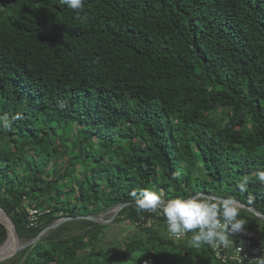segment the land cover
<instances>
[{
	"label": "trees",
	"instance_id": "16d2710c",
	"mask_svg": "<svg viewBox=\"0 0 264 264\" xmlns=\"http://www.w3.org/2000/svg\"><path fill=\"white\" fill-rule=\"evenodd\" d=\"M17 113L0 131V210L21 242L71 219L11 264L264 261L191 247L192 232L169 236L130 196L204 192L264 213V0H83L79 13L0 0V116ZM120 203L110 222L77 218ZM27 207L48 212L28 227ZM239 209L257 235L241 243L264 250V221ZM122 222L134 229L112 235ZM6 236L0 223V246Z\"/></svg>",
	"mask_w": 264,
	"mask_h": 264
},
{
	"label": "clouds",
	"instance_id": "9594fccd",
	"mask_svg": "<svg viewBox=\"0 0 264 264\" xmlns=\"http://www.w3.org/2000/svg\"><path fill=\"white\" fill-rule=\"evenodd\" d=\"M61 3L78 13L83 11V0H61ZM23 119L20 113L11 118L0 116V131H9L14 120ZM257 176L260 183L264 184V171H259ZM248 182L247 176L239 182L238 188L241 192L247 191ZM130 196L137 212H159L158 216L163 215L167 222V234L171 233L180 238L192 232L188 244L196 249L204 244L213 248L228 247L232 243L229 236L242 233L245 229L246 221L240 216L238 202L231 198H212L195 194L165 201L162 199V193L150 188L133 190ZM251 202L250 199L249 203ZM150 224L147 221V225ZM260 264H264V261Z\"/></svg>",
	"mask_w": 264,
	"mask_h": 264
},
{
	"label": "water",
	"instance_id": "95a60500",
	"mask_svg": "<svg viewBox=\"0 0 264 264\" xmlns=\"http://www.w3.org/2000/svg\"><path fill=\"white\" fill-rule=\"evenodd\" d=\"M198 194H203L204 197H212V198H217V197H221V196H216L213 194H209V193H198ZM226 198V197H223ZM232 199V198H231ZM236 200V199H233ZM238 202V207L241 209H244L250 213H252L255 217L261 219L264 221V213L257 211L255 208L246 205L244 203H241L239 200H236ZM129 203H120L112 208H110L109 210H107L106 212H104L103 214H100L99 216H78L77 218H83V219H89L95 222H110L114 219V217L117 215V213L119 212V210L125 206L128 205ZM107 212H111V216L108 219H104V215ZM71 219V217H64V218H60L55 220L54 222H52L51 224L47 225L44 229H42L35 237L25 241V242H21L18 234L16 232V228L13 224V222L11 221V219L9 218V216L4 213L3 211L0 210V223L5 227L6 229V239L4 240L3 244L0 246V262L7 260L9 258H11L12 256H14L19 250L31 245L32 243L36 242L37 240H39L40 238H42L45 234H47L50 230L56 228L57 226H59L61 223H63L64 221Z\"/></svg>",
	"mask_w": 264,
	"mask_h": 264
},
{
	"label": "built area",
	"instance_id": "2783aa9c",
	"mask_svg": "<svg viewBox=\"0 0 264 264\" xmlns=\"http://www.w3.org/2000/svg\"><path fill=\"white\" fill-rule=\"evenodd\" d=\"M26 212H27V220H28L27 225L28 227H31V226H35L38 223L40 216L48 212V209L27 207ZM152 221L153 219L150 218L148 220V224H150ZM168 234L169 236L178 239L176 236L172 235L171 233ZM183 236L184 235H182L181 237ZM244 238L253 239V238H257V235L255 232L245 228L242 233L229 236V240L232 241L230 246L228 247L220 246L213 248V250L218 255L223 257H225V254H228L229 258L234 259L238 262H244V261L250 262V261L258 260L264 254V250L262 249V247L254 246L252 244H248V243L242 244L241 241L245 240Z\"/></svg>",
	"mask_w": 264,
	"mask_h": 264
},
{
	"label": "rangeland",
	"instance_id": "374dc122",
	"mask_svg": "<svg viewBox=\"0 0 264 264\" xmlns=\"http://www.w3.org/2000/svg\"><path fill=\"white\" fill-rule=\"evenodd\" d=\"M110 216H111V212H107L104 215V219L105 218L108 219V218H110ZM114 226L116 227V231L113 230L110 233L112 235H115V236H117V235H123V236H125L127 233L131 232V230L134 229V227L132 225H128V223H124V222H122V223H116ZM10 260L11 259H8L7 262H6V264H11V261ZM12 264H19V263H12Z\"/></svg>",
	"mask_w": 264,
	"mask_h": 264
}]
</instances>
